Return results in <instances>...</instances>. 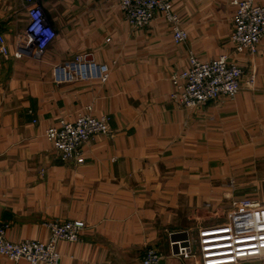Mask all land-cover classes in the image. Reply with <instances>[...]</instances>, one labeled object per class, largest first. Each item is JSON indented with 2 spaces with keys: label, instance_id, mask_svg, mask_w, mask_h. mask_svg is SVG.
Segmentation results:
<instances>
[{
  "label": "crops",
  "instance_id": "obj_1",
  "mask_svg": "<svg viewBox=\"0 0 264 264\" xmlns=\"http://www.w3.org/2000/svg\"><path fill=\"white\" fill-rule=\"evenodd\" d=\"M36 1L56 33L38 57L26 48L28 5L0 0L8 49L0 51V226L9 225L7 240L46 243L45 222L82 220V240L58 244L60 264H142L150 248L167 257L164 264H200L169 257L171 236L195 233L197 240L202 228L224 223L239 199L264 204V42L254 56L235 53L234 0H172L188 33L181 45L160 16L145 30L132 28L118 0ZM191 53L201 61L228 56L246 74L254 71L255 89L179 107L170 100V77L189 68ZM84 54L110 67L109 82L56 84L54 67ZM89 106L108 118L111 134L83 147L84 164L62 162L46 132ZM0 264L29 263L0 255Z\"/></svg>",
  "mask_w": 264,
  "mask_h": 264
},
{
  "label": "built area",
  "instance_id": "obj_2",
  "mask_svg": "<svg viewBox=\"0 0 264 264\" xmlns=\"http://www.w3.org/2000/svg\"><path fill=\"white\" fill-rule=\"evenodd\" d=\"M125 20L136 30H145L157 17L170 26L173 42L185 43L187 31L174 12L172 0H118ZM29 7V23L26 28V48L35 57L43 55L56 37L53 26L47 20L36 0H23ZM236 8L232 20L230 41L236 54H257L264 42V6L256 0H234ZM0 51L8 54L3 38ZM16 58L22 53L16 52ZM110 67L90 59L88 55H76L54 67V82L58 85L79 82H96L101 85L110 80ZM170 81L173 89L170 100L179 107L196 109L221 98L234 99L242 89L254 90V71L245 73L226 55L209 61L199 60L193 53L189 57V68L174 72ZM93 108L81 114L75 121L60 120L46 132L62 162L84 164L83 147L97 136L111 134L107 117H95ZM44 226L51 232L48 242L25 240L12 243L7 240L9 225L0 226V255L13 263L22 260L29 264H60L58 244L61 241L77 243L82 240L86 224L82 220L51 221ZM171 258L199 260L200 264H241L264 257V204L251 198L232 203L226 221L221 225L199 230L198 239L190 236L170 241ZM165 257L150 248L144 252L142 264H164Z\"/></svg>",
  "mask_w": 264,
  "mask_h": 264
},
{
  "label": "rangeland",
  "instance_id": "obj_3",
  "mask_svg": "<svg viewBox=\"0 0 264 264\" xmlns=\"http://www.w3.org/2000/svg\"><path fill=\"white\" fill-rule=\"evenodd\" d=\"M231 209V208H230ZM229 213V211H228ZM227 213V214H228ZM221 214V213H220ZM225 214V213H224ZM226 215V214H225ZM224 215V217H225ZM223 216V215H222ZM221 216V217H222ZM218 217V216H217ZM193 239H195V233L192 235ZM241 264H264V257H262L261 259H256V260H252V261H247V262H244V263H241Z\"/></svg>",
  "mask_w": 264,
  "mask_h": 264
}]
</instances>
